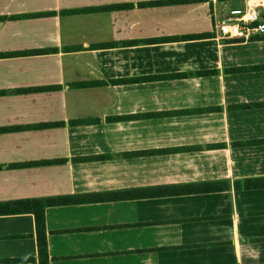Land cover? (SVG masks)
<instances>
[{
  "label": "crops",
  "instance_id": "0c3cea01",
  "mask_svg": "<svg viewBox=\"0 0 264 264\" xmlns=\"http://www.w3.org/2000/svg\"><path fill=\"white\" fill-rule=\"evenodd\" d=\"M153 1L0 0V53L54 50L0 58V128L61 123L0 133V202L225 182L46 207L48 264H264V188L240 185L264 176V106L232 108L264 103V70L223 73L252 66L243 48L264 40L219 39L217 0ZM198 109L210 110L164 115ZM47 160L63 162L8 167ZM0 264H38L32 214L0 215Z\"/></svg>",
  "mask_w": 264,
  "mask_h": 264
},
{
  "label": "trees",
  "instance_id": "16d2710c",
  "mask_svg": "<svg viewBox=\"0 0 264 264\" xmlns=\"http://www.w3.org/2000/svg\"><path fill=\"white\" fill-rule=\"evenodd\" d=\"M208 0H161L144 3L142 5L149 6H163V5H178L183 3H197L205 2ZM218 2L226 1H238V0H217ZM126 6V5H121ZM119 5H112L106 8H93V9H82L81 11H90V10H102L117 8ZM78 10H67L63 13H73ZM42 14V13H40ZM44 15L50 14L49 12L43 13ZM38 14H28L24 16H36ZM9 17H0V20H5ZM199 38L206 37L207 35H198ZM188 38V37H185ZM253 41L264 40V35L261 37H256L252 39ZM239 42V41H236ZM54 51L53 49H40V50H28V51H18V52H6L0 53V58L2 57H16V56H25V55H39L45 54L48 52ZM264 70L263 65H248L240 66L234 68L223 69V73H244V72H254ZM212 73L210 71H197L193 75L201 76ZM186 77L184 73H175L170 75H159V76H148L140 77L136 79H120V80H109V81H89L77 83L74 86L77 88H87L93 86H101L106 84H118V83H127L132 80H157V79H167V78H182ZM46 88H27L18 90V92H35L45 90ZM1 93V92H0ZM255 106H264V103H255V104H243L234 106L232 108H252ZM210 109H198V110H184L179 112H167L164 115L170 114H184V113H198V112H207ZM159 115V114H156ZM131 116L124 117H110L108 118L111 121H117L118 119H127ZM88 121H76L71 123L76 124H86ZM61 123H43L35 125H25V126H12V127H2L0 128V133L13 132L18 130L26 129H40V128H49L53 126H59ZM193 148H178L176 151H186ZM63 160H47V161H33V162H22V163H12L9 164V168H22V167H34L40 165H49L62 163ZM241 187L244 189H261L264 188V176L263 177H254L247 178L241 181ZM235 187L238 188V182H235ZM227 183L225 182H204L196 184H187V185H175V186H161L150 189H130V190H118L109 193H93V194H83V195H74V196H54V197H42V198H31V199H20V200H11L0 202V215L8 214H21L29 213L33 215L34 225H35V239L36 247L38 253V264H48V255L46 248V239H45V224H44V209L50 206H59V205H68L76 203H89V202H101V201H110V200H125V199H137V198H146V197H155V196H174V195H184V194H196V193H208L215 191L225 190Z\"/></svg>",
  "mask_w": 264,
  "mask_h": 264
},
{
  "label": "built area",
  "instance_id": "2783aa9c",
  "mask_svg": "<svg viewBox=\"0 0 264 264\" xmlns=\"http://www.w3.org/2000/svg\"><path fill=\"white\" fill-rule=\"evenodd\" d=\"M214 19L217 37L223 41H250L264 35V0H238Z\"/></svg>",
  "mask_w": 264,
  "mask_h": 264
},
{
  "label": "rangeland",
  "instance_id": "374dc122",
  "mask_svg": "<svg viewBox=\"0 0 264 264\" xmlns=\"http://www.w3.org/2000/svg\"><path fill=\"white\" fill-rule=\"evenodd\" d=\"M217 2V1H216ZM218 3V2H217ZM219 13L222 14L223 10L226 9L227 6H232L235 8H239V3L236 1H226L219 2ZM245 51V56L248 58L246 62L253 63L252 65H262L264 64V51L260 50V48H243ZM249 60V61H248Z\"/></svg>",
  "mask_w": 264,
  "mask_h": 264
}]
</instances>
